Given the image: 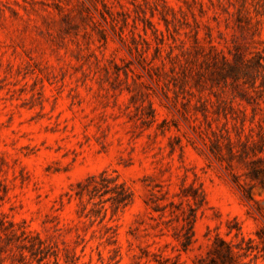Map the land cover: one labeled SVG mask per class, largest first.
<instances>
[{
  "label": "rangeland",
  "instance_id": "1",
  "mask_svg": "<svg viewBox=\"0 0 264 264\" xmlns=\"http://www.w3.org/2000/svg\"><path fill=\"white\" fill-rule=\"evenodd\" d=\"M263 136L264 0H0V264H264Z\"/></svg>",
  "mask_w": 264,
  "mask_h": 264
},
{
  "label": "trees",
  "instance_id": "2",
  "mask_svg": "<svg viewBox=\"0 0 264 264\" xmlns=\"http://www.w3.org/2000/svg\"><path fill=\"white\" fill-rule=\"evenodd\" d=\"M224 62L227 70L222 74V78L225 79V81L227 78H232L233 81H239L241 79L240 75L242 73V69L246 67V61H243L242 63L236 62L235 64H231L229 60L224 59ZM258 146H262L261 151H264V136L262 137L261 143ZM260 174L264 173H260V171L257 172L255 175L257 179L260 178ZM260 183L264 187V179L261 180ZM93 188L95 189L96 187ZM246 196L249 199H252V194L248 190L246 191ZM116 201L118 204H126V199L121 195L117 196ZM251 242L252 240L250 239L249 243ZM214 247L215 251L222 258L223 264H247L243 262V258H247L249 256V252L252 251L251 246H243L241 244L234 245L231 242H227L220 236L215 238Z\"/></svg>",
  "mask_w": 264,
  "mask_h": 264
}]
</instances>
